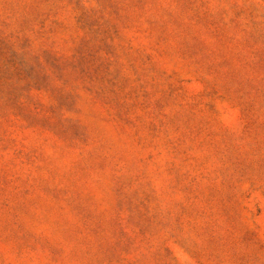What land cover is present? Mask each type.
I'll list each match as a JSON object with an SVG mask.
<instances>
[{"label": "rangeland", "instance_id": "1", "mask_svg": "<svg viewBox=\"0 0 264 264\" xmlns=\"http://www.w3.org/2000/svg\"><path fill=\"white\" fill-rule=\"evenodd\" d=\"M0 264H264V0H0Z\"/></svg>", "mask_w": 264, "mask_h": 264}]
</instances>
